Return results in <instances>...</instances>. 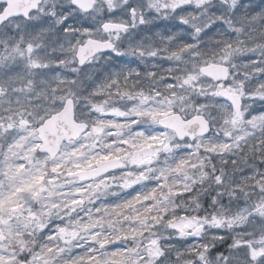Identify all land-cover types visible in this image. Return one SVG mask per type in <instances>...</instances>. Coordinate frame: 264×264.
Instances as JSON below:
<instances>
[{
	"label": "clouds",
	"instance_id": "clouds-1",
	"mask_svg": "<svg viewBox=\"0 0 264 264\" xmlns=\"http://www.w3.org/2000/svg\"><path fill=\"white\" fill-rule=\"evenodd\" d=\"M0 264H264V0H0Z\"/></svg>",
	"mask_w": 264,
	"mask_h": 264
}]
</instances>
